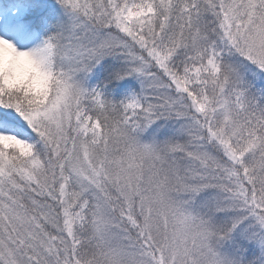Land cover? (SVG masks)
<instances>
[{"label":"snow or ice","instance_id":"snow-or-ice-1","mask_svg":"<svg viewBox=\"0 0 264 264\" xmlns=\"http://www.w3.org/2000/svg\"><path fill=\"white\" fill-rule=\"evenodd\" d=\"M0 264H264V0H0Z\"/></svg>","mask_w":264,"mask_h":264}]
</instances>
